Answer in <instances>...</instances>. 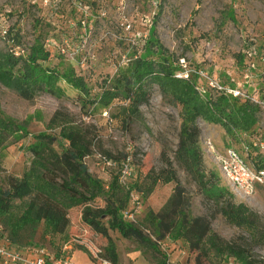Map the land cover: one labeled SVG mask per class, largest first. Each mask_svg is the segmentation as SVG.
<instances>
[{"label": "rangeland", "instance_id": "1", "mask_svg": "<svg viewBox=\"0 0 264 264\" xmlns=\"http://www.w3.org/2000/svg\"><path fill=\"white\" fill-rule=\"evenodd\" d=\"M11 27L19 34V45L14 47L16 55L28 52L33 41L39 38L50 52V59L44 65L58 69L72 67L84 78L92 97L99 93V82L123 70L130 58L160 60L171 54L180 64L177 75H192L201 92L214 97L219 93L216 84H221L238 90V98L249 99L260 109L251 131L238 136L227 134L219 125L197 119L204 169L215 172L220 185L232 192L220 178L205 142L209 141L219 151L236 149L249 165L257 164L254 158L257 152L264 158V149L253 145L264 140V0H0V32ZM152 30L163 51L147 47ZM0 47H11L10 41L0 38ZM251 47L256 51L252 56ZM60 85L64 90L61 95L41 93L25 100L0 84V111L23 125L29 134L14 137L2 150L6 174L23 173L29 164L26 146L32 141L31 135L45 131L53 112L60 109L77 120L94 124L113 160L129 159L134 183L143 184L149 171L163 167L160 154L167 150L187 192L190 213L213 212L190 176L174 160L181 123L180 103L161 94L153 85L148 102L140 107L142 119L127 129L125 123L113 117L116 110L113 113L109 109L94 108L88 115L82 113L76 101L77 91L63 82ZM260 134L262 139L257 138ZM85 163L92 176L107 189L111 171L115 172L117 165H105L103 157L96 153L85 158ZM173 187V182L158 183L147 198L140 195L138 208L131 211L136 220L134 225L147 236L153 234L144 221L145 213L148 209L158 212ZM234 201L243 202L257 212L264 224L263 189L259 188L247 199L234 194ZM106 208L105 200L97 198L71 209L75 236L68 234L67 239L55 236L51 241L45 238L38 246L55 253L61 244L70 243L72 249L91 257L86 243L92 242L113 264H160L162 254L167 256L168 264H197L195 258L199 255L190 251L181 239L171 240L163 248L156 245L155 249L139 244L125 230L124 222L129 220L127 209L115 217L106 214ZM51 211L55 216L61 214L54 208ZM86 219L102 221L100 224L106 226L102 225L103 231L98 230V235L93 234L92 226L78 238L77 224ZM211 228L234 242H239L242 236L248 237L220 214L212 217ZM254 249L259 256L264 255L261 246ZM200 260L201 264H238L232 258L224 260L211 255L201 256Z\"/></svg>", "mask_w": 264, "mask_h": 264}, {"label": "trees", "instance_id": "2", "mask_svg": "<svg viewBox=\"0 0 264 264\" xmlns=\"http://www.w3.org/2000/svg\"><path fill=\"white\" fill-rule=\"evenodd\" d=\"M147 47L163 48L154 36ZM0 38L10 41L11 47H0V84L14 91L25 100H32L41 93L56 96L64 93L61 82L77 91L79 110L86 115L91 109H109L115 118L125 123L127 129L142 119L140 107L150 98V88L156 85L161 94L180 103L181 118L174 160L190 176L212 207L209 215H192L190 201L182 186L167 150L160 159L164 166L149 171L143 184H122L118 178L121 162H115L103 146L99 131L92 123L77 120L70 113L55 110L46 124V130L31 135L26 146L30 153L29 164L20 176L6 174L2 166V150L14 137L29 134L23 125L0 111V227L10 246L38 247L40 242L55 236H68L67 211L103 198L106 214L116 217L128 207L130 193L137 192L147 198L158 183H174L172 193L163 207L154 212L148 209L144 221L156 239H181L190 251L200 257L214 256L238 264H264V255L255 253V247L264 249V224L261 216L243 202H235L234 194L213 171L203 167V154L199 146L200 129L197 119L219 125L231 136L246 133L257 121L259 106L249 99L241 100L229 94L218 93L214 97L201 92L192 75L176 76L181 70L178 59L163 56L160 60L135 56L128 60L123 70L99 82V93L90 95L84 78L72 67L58 69L44 65L50 59L49 50L36 38L28 52L16 55L19 34L8 28L0 32ZM166 53V52H165ZM256 149V148H255ZM98 154L104 160L117 165L111 171V181L105 189L100 180L90 173L85 158ZM259 168H264L260 153L255 157ZM113 167V166H112ZM134 183V184H133ZM52 208L61 214L53 215ZM52 214V215H51ZM215 214L230 225L247 234L239 242L226 240L211 228ZM124 222L127 235L139 244L155 249V242L134 225ZM57 254V250L55 252ZM167 256H161L160 264H168Z\"/></svg>", "mask_w": 264, "mask_h": 264}, {"label": "built area", "instance_id": "3", "mask_svg": "<svg viewBox=\"0 0 264 264\" xmlns=\"http://www.w3.org/2000/svg\"><path fill=\"white\" fill-rule=\"evenodd\" d=\"M255 53L256 51L251 47V56ZM251 66L253 67V64ZM176 76L183 77L177 74ZM216 88L220 93L229 94L234 97H238L237 95L240 94L238 90L227 88L221 84H216ZM257 138L262 139V134H260ZM205 143L206 146H208L207 152L212 155V159L217 166L220 178L236 196L241 199H247L255 194L259 188L264 190V168H259L258 164L249 165L245 158H243L242 155L234 148H226L223 151H219L213 148L209 141ZM253 145L264 149V140H258L257 142H254ZM245 146L246 149H248L247 145ZM261 156L263 157L262 154ZM103 162L107 166H114L111 161L103 159ZM118 178L122 184H129L134 180V174L128 158L121 162ZM140 197L141 196L135 191L130 193L128 208H132L131 210H128L127 208L125 211V213L129 216V222H135L131 211L138 208L136 205H139L138 201ZM149 237L159 248H163L166 243L171 242V239L168 237L160 240L156 239L153 235H149ZM86 246L91 257L94 259L93 264H113L108 257L103 256L102 250L94 243L87 242ZM69 248V243H65L60 249L61 253L57 255L45 247L38 246L32 249V257L30 259H25L20 252L11 249L8 239L0 227V258L3 259L4 264L19 261H26L29 264H76L68 255V251L70 250ZM227 264L232 263L228 262Z\"/></svg>", "mask_w": 264, "mask_h": 264}, {"label": "crops", "instance_id": "4", "mask_svg": "<svg viewBox=\"0 0 264 264\" xmlns=\"http://www.w3.org/2000/svg\"><path fill=\"white\" fill-rule=\"evenodd\" d=\"M71 210L67 211V218L69 220V224L71 223V226L68 225L69 228H71L70 230H68V234L69 236H75L74 231L75 229V222L74 219L71 218ZM88 222L87 225H89V227L86 225V223ZM100 222H93L89 219H86L85 221H83L81 224H77V229H78V238L81 237L82 235H84L92 226H93V234L98 235V230L103 231V226H106L105 224H100ZM75 229V230H74ZM70 244V243H69ZM64 244H61L59 246V250L57 251V255L60 254V249ZM12 250H16L18 252H20V254L23 256V258L25 259H30L32 257V249L34 248L33 246H27V247H16L14 245L10 246ZM69 251H68V255L72 258V260L77 263V264H93L94 263V259L88 255H86L85 253H82L80 250L78 249H72L71 245H69ZM59 252V253H58ZM0 264H4L3 263V259L0 258ZM9 264H29L26 261H19V262H15V263H9Z\"/></svg>", "mask_w": 264, "mask_h": 264}]
</instances>
